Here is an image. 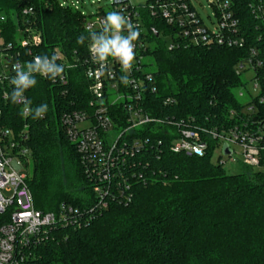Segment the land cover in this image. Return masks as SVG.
Here are the masks:
<instances>
[{"label":"trees","instance_id":"16d2710c","mask_svg":"<svg viewBox=\"0 0 264 264\" xmlns=\"http://www.w3.org/2000/svg\"><path fill=\"white\" fill-rule=\"evenodd\" d=\"M231 1L246 40L243 48L182 42L170 49L174 40L168 45L163 37L170 38L173 29L145 13L157 87L150 101L163 118L210 128L248 116L234 94L244 84L238 69L264 41H258L262 31L250 0ZM27 10L32 11L26 15ZM80 36L86 37L83 45L77 43ZM90 44L81 12L58 0H0V55L20 64L55 55L71 66L64 69L66 85L35 74L36 86L25 91L32 108L48 105L42 119L20 115L23 105L9 98L13 88L4 89L8 100L1 103V126L27 136L26 184L36 210L44 213L57 212L62 204L89 210L97 201L94 180L61 122L65 114H93L84 66ZM167 99L173 104L163 106ZM112 109L123 115L119 106ZM162 129L136 133L163 144L140 156L135 171L142 178L130 180L131 201L109 200L80 231L56 230L54 242L38 247L27 264H264V171L242 167L227 175L211 162L212 149L204 157L174 154ZM6 220L1 215L0 225Z\"/></svg>","mask_w":264,"mask_h":264},{"label":"built area","instance_id":"2783aa9c","mask_svg":"<svg viewBox=\"0 0 264 264\" xmlns=\"http://www.w3.org/2000/svg\"><path fill=\"white\" fill-rule=\"evenodd\" d=\"M110 1L112 11L121 12L139 31V37L134 42L133 68L127 73L129 83H121L120 77L125 73L111 57L104 74L100 75V64L89 46L84 66L92 96L90 106L93 114L74 112L63 115L61 119L69 142L81 156L85 173L94 180L93 191L97 201L89 210L66 204H62L57 212L36 210L26 184L27 136L4 129L0 124V216H7V220L0 225V264H27L35 258L38 247L54 242L56 230L84 229L98 212L108 208L109 200L128 204L132 199L130 180L142 178L135 171V167L141 165L140 156L163 144L162 139L152 142L149 137L137 136L139 130L145 132L153 127H164L163 135L172 143L171 152L188 157H204L214 147H221L222 156L235 162L232 146L236 145L242 152L243 167L264 171V45L252 48L247 60L239 66L238 73L249 76L256 96L243 105L248 116L238 119L237 124L210 128L191 126L174 117L163 118L150 101L156 95L157 87L149 61V54L154 47L147 41L145 13L154 22L163 21L173 29L170 40H174V43L170 49L182 42L203 47L216 45L243 48L246 40L232 1L207 0L213 8L212 15H208L212 27L203 21L195 5L197 0H146L142 6H134L130 0ZM101 2L92 0L93 4ZM78 3L74 5L66 2L61 7L70 6L80 11ZM249 9L262 31L258 41H264V0H250ZM31 11L27 10L24 14ZM81 15L86 32L99 33L102 30L106 16L102 7L94 19L82 12ZM123 34L127 35V32ZM26 45L23 43V46ZM57 57L59 65H63L65 70L71 68L66 66L61 56ZM9 58V55H0V122L3 114L1 103L3 105L8 100V93L4 89L13 88V65L18 63ZM77 66L78 63L74 65ZM90 70L93 73L91 76L88 74ZM62 76L52 81L66 85L68 80L65 72ZM246 87L244 83L240 88ZM240 96L243 94L240 93ZM171 104V99L163 102V106ZM118 106L123 115L111 110ZM84 122H88L89 127L80 128L79 125ZM212 142L215 143L213 148ZM225 147L230 151L229 155L224 154Z\"/></svg>","mask_w":264,"mask_h":264},{"label":"clouds","instance_id":"9594fccd","mask_svg":"<svg viewBox=\"0 0 264 264\" xmlns=\"http://www.w3.org/2000/svg\"><path fill=\"white\" fill-rule=\"evenodd\" d=\"M125 31L127 35L123 34ZM138 37L139 31L126 16L119 11H109L102 22V30L99 33H89L91 39L90 51L100 64L98 73L100 75L104 74L108 60L111 57L121 65V70L125 74L120 77V81L127 85L129 83L127 73L131 72L135 60L134 42ZM85 39L86 37L80 36L77 43L83 45ZM57 58L55 55L51 57L37 55L31 62L13 65L15 76L11 79L13 90L9 98L13 105H23L20 112L22 117L31 115L34 120L42 119L47 113L48 105L46 103L32 108V101L27 99L24 93L27 89L36 86L35 74L53 81L58 77L63 78L64 66L56 63ZM88 74L91 76L93 73L90 70ZM108 74L112 75L111 72Z\"/></svg>","mask_w":264,"mask_h":264},{"label":"rangeland","instance_id":"374dc122","mask_svg":"<svg viewBox=\"0 0 264 264\" xmlns=\"http://www.w3.org/2000/svg\"><path fill=\"white\" fill-rule=\"evenodd\" d=\"M60 4L63 3H73L74 5L78 3V8L80 12L84 13L85 16L88 18H95L96 13L100 7L104 9V12L107 14L109 11H112V2L110 0H102L101 3H92V0H58ZM134 6H142L146 3V0H130ZM195 5L200 12L203 21L205 24L209 27H212V23L208 15H212L213 13V8L212 6L208 3L207 0H197L195 2ZM163 39L167 42L168 45L171 44V40L169 37H163ZM243 82L247 84L246 89L240 88L236 89L234 91L235 97L238 100L239 103L242 105L246 104L252 97L256 96L255 91L253 90V83L250 81L248 75L243 76ZM240 93L243 94V96H240ZM245 112V111H244ZM80 128H85L89 127L88 122H84L79 125ZM232 149L235 153L234 157L236 158L235 162L230 161L229 159L225 158L222 156V151L221 147H214L210 153L211 156V162L215 165H220L224 172L227 175H237L241 172V168L243 167L242 165V152L240 148L236 145L232 146ZM258 170V169H256ZM30 170L27 169L26 173H28Z\"/></svg>","mask_w":264,"mask_h":264},{"label":"water","instance_id":"95a60500","mask_svg":"<svg viewBox=\"0 0 264 264\" xmlns=\"http://www.w3.org/2000/svg\"><path fill=\"white\" fill-rule=\"evenodd\" d=\"M155 35H156L157 38H159V34L158 33L155 32ZM224 154H226V155L230 154V151L228 150L227 147L224 148Z\"/></svg>","mask_w":264,"mask_h":264}]
</instances>
